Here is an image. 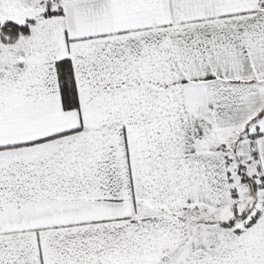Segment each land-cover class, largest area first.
<instances>
[{
  "label": "snow or ice",
  "instance_id": "1",
  "mask_svg": "<svg viewBox=\"0 0 264 264\" xmlns=\"http://www.w3.org/2000/svg\"><path fill=\"white\" fill-rule=\"evenodd\" d=\"M0 264H264V0H0Z\"/></svg>",
  "mask_w": 264,
  "mask_h": 264
}]
</instances>
